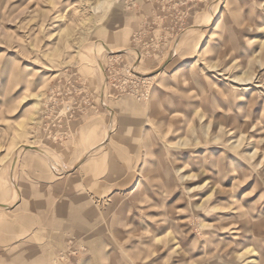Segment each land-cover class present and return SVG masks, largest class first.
Returning a JSON list of instances; mask_svg holds the SVG:
<instances>
[{
    "label": "rangeland",
    "instance_id": "1",
    "mask_svg": "<svg viewBox=\"0 0 264 264\" xmlns=\"http://www.w3.org/2000/svg\"><path fill=\"white\" fill-rule=\"evenodd\" d=\"M0 264H264V0H0Z\"/></svg>",
    "mask_w": 264,
    "mask_h": 264
}]
</instances>
